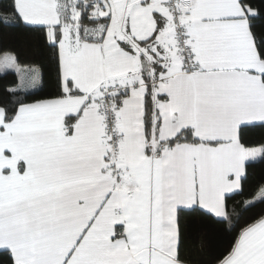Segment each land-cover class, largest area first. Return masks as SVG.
<instances>
[{"label": "snow or ice", "instance_id": "6c2138e0", "mask_svg": "<svg viewBox=\"0 0 264 264\" xmlns=\"http://www.w3.org/2000/svg\"><path fill=\"white\" fill-rule=\"evenodd\" d=\"M0 28L37 53L0 54V264H264V0H0Z\"/></svg>", "mask_w": 264, "mask_h": 264}, {"label": "trees", "instance_id": "16d2710c", "mask_svg": "<svg viewBox=\"0 0 264 264\" xmlns=\"http://www.w3.org/2000/svg\"><path fill=\"white\" fill-rule=\"evenodd\" d=\"M11 52L16 54L21 61L35 59L37 53L34 48L32 36L23 29L16 28H0V54ZM13 76H9L7 83L12 80ZM261 186H264V165H256L251 167L248 172V177L244 185L243 195L239 199L251 198L258 194ZM207 230V233L213 243L217 246L222 244V237L218 234L215 227L211 224L202 225Z\"/></svg>", "mask_w": 264, "mask_h": 264}]
</instances>
